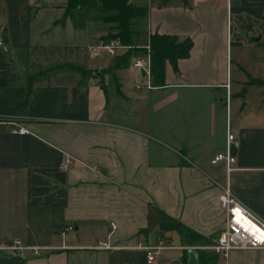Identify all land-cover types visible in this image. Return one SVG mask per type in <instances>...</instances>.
Instances as JSON below:
<instances>
[{
	"label": "crops",
	"instance_id": "obj_1",
	"mask_svg": "<svg viewBox=\"0 0 264 264\" xmlns=\"http://www.w3.org/2000/svg\"><path fill=\"white\" fill-rule=\"evenodd\" d=\"M130 1L146 7V33L192 41L175 70L165 62L163 86L136 89L129 62L113 68V56L92 58L89 47L106 32L75 29L67 0H0V121L14 118L0 123V246L19 239L43 248L0 264H146L144 252L128 246L158 240L165 249L151 264H180L169 254L182 257L190 246L159 229L161 214L212 242L224 224L218 195L226 184L264 222V118L239 116L231 129L224 99L225 83L228 92L238 86L231 66L244 70L228 56V14L250 29L241 13L263 5ZM68 64L109 67L114 89ZM17 125L28 133H13ZM226 127L237 140L227 175L223 162H209ZM209 264H264V250L231 249Z\"/></svg>",
	"mask_w": 264,
	"mask_h": 264
},
{
	"label": "built area",
	"instance_id": "obj_2",
	"mask_svg": "<svg viewBox=\"0 0 264 264\" xmlns=\"http://www.w3.org/2000/svg\"><path fill=\"white\" fill-rule=\"evenodd\" d=\"M4 46L5 42L2 33L0 32V48ZM142 47L145 49V52L142 53V57H134L130 64V67L136 71V75L133 79L134 87L136 89H153L155 86H152L150 82L148 45H142ZM133 49L134 46L122 44L118 39H101L93 46L89 47V55L92 58H97L103 53L109 56H114L117 54V51L124 52ZM140 70L143 71V75H141ZM225 86H227V84H225ZM5 120L6 121H0V123L14 124V118H5ZM225 130L224 147L221 151L215 153L209 162L211 164L223 162L225 173L227 175L232 170L234 156L232 155L231 149L232 147L237 146V140L234 138L233 134L228 131L227 127ZM11 131L17 134L28 133V129L22 125L15 126ZM68 163L69 161L65 159L62 162V166L66 167ZM218 203L224 213L223 228L211 244L201 247V249L211 251L214 255H218L221 258H225L227 252L231 249L264 250V222L257 218L245 204L234 196L227 184L221 188V192L218 195ZM110 226L114 227V223L110 222ZM72 229L73 226L71 225L64 226L62 233L64 234ZM99 247L105 249L111 248V246L104 243L100 244ZM128 247L142 250L144 252L146 264L153 263L160 255L161 251L165 249L161 240H158L155 244L137 243ZM42 249L43 248L39 246L27 245L22 243L19 239H14L9 246H0V261L6 256L19 257L22 259L28 254L37 256Z\"/></svg>",
	"mask_w": 264,
	"mask_h": 264
},
{
	"label": "trees",
	"instance_id": "obj_3",
	"mask_svg": "<svg viewBox=\"0 0 264 264\" xmlns=\"http://www.w3.org/2000/svg\"><path fill=\"white\" fill-rule=\"evenodd\" d=\"M165 0H160L163 3ZM90 9H97L102 14L100 20L103 23L113 24L111 29L103 35V40L118 39L122 44L134 46L133 50L124 51L120 55L113 56V68H122L126 64L131 53H143L145 49L142 45H148L150 60V82L152 86L159 87L164 85V65L167 62L174 70L178 59L188 57L192 41L186 37L178 39L175 35L169 34H148L137 29L139 21L145 17L146 7L133 4L130 0H67L65 6V15L71 17L74 27L77 30L85 29L89 21L88 12ZM140 19V20H139ZM70 67L81 73V77L85 80L89 78H97L96 74L89 69L81 66ZM62 67V65H61ZM107 70L109 67L106 68ZM171 222V224L169 223ZM174 223L179 229L172 225ZM161 231L174 230L179 233L186 242V245L196 240H205L193 230L183 226L178 221L171 219L165 214H161V222L159 224ZM183 230V231H182ZM196 254L197 264H209L215 255H208L203 249H193ZM182 264H187V252H182Z\"/></svg>",
	"mask_w": 264,
	"mask_h": 264
},
{
	"label": "rangeland",
	"instance_id": "obj_4",
	"mask_svg": "<svg viewBox=\"0 0 264 264\" xmlns=\"http://www.w3.org/2000/svg\"><path fill=\"white\" fill-rule=\"evenodd\" d=\"M240 1L241 0H235L234 2V0H229V3L232 2L231 5L233 6V4H239ZM251 1L253 2L252 7H261V5H263L264 7V0ZM101 14L102 13L97 9H90V11L88 12V17H90L88 18L89 21L87 23L88 28L90 30H96L95 33H97V31L107 32L108 29H111V27L113 26V24L110 23H103V21L99 19ZM234 15V12H231L230 15L228 14V29L226 28V48L228 49V56L231 57L233 62L235 60V62H237L244 70H240L239 68H236L234 65H232L228 78L231 77L232 80L238 82V86H236L235 88L232 87L231 92H228V84L225 83L227 84V86H225L224 84V99L226 101L227 97V102L230 99V102H228V121L231 129L239 116L250 120L264 118V10L261 12L257 11V14L255 13V11H246L245 13H241V19L243 20V22L249 21L248 25L249 27H251L250 29H247V27L243 28V30L238 29L236 26V17ZM138 24L139 26L137 29H141L142 32H144L142 20L139 21ZM236 29L237 32H235ZM252 32L255 33V36L260 35L259 41H250L249 38L253 37L251 36ZM120 54L121 52L117 51L116 55ZM130 55L131 56L127 60V63L129 62L128 64H131L134 57H142V53L139 52H134ZM95 60H97V58ZM93 72L96 74L97 79L100 81L103 79V77H106L107 88L110 90L114 89V86L110 85L109 83V78L106 74V68L95 69L93 70ZM108 72H110V70ZM169 223L171 224V222ZM172 225L179 229V227L174 223H172ZM203 239L205 240H194L195 243L200 242V245H195L194 242H192L187 246H193L197 249H201V247L207 246L213 242H210L207 238ZM172 240L174 244L178 245L177 243L179 242V239L176 235L172 236ZM204 251H206L208 255L213 254L211 251ZM169 256L173 257L174 259L179 257V262L180 264H182V257L179 256L177 252H171ZM172 264L176 263L173 262Z\"/></svg>",
	"mask_w": 264,
	"mask_h": 264
},
{
	"label": "water",
	"instance_id": "obj_5",
	"mask_svg": "<svg viewBox=\"0 0 264 264\" xmlns=\"http://www.w3.org/2000/svg\"><path fill=\"white\" fill-rule=\"evenodd\" d=\"M249 39H250V41L257 42L260 39V35L250 37ZM140 73H141V75H143L142 70H140ZM76 91H77L76 89L73 90V92H76ZM186 252H187V264H190L189 263L190 260H193L194 264H197L196 254H195V251L193 250V248H190V247L187 248Z\"/></svg>",
	"mask_w": 264,
	"mask_h": 264
}]
</instances>
